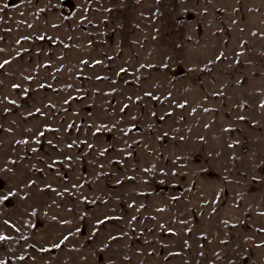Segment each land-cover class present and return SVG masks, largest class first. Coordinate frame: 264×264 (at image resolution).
Returning <instances> with one entry per match:
<instances>
[{
	"label": "rangeland",
	"instance_id": "1",
	"mask_svg": "<svg viewBox=\"0 0 264 264\" xmlns=\"http://www.w3.org/2000/svg\"><path fill=\"white\" fill-rule=\"evenodd\" d=\"M264 0H0V264H264Z\"/></svg>",
	"mask_w": 264,
	"mask_h": 264
},
{
	"label": "crops",
	"instance_id": "2",
	"mask_svg": "<svg viewBox=\"0 0 264 264\" xmlns=\"http://www.w3.org/2000/svg\"><path fill=\"white\" fill-rule=\"evenodd\" d=\"M263 6H264V4H263ZM263 9H264V7H263ZM263 16H264V14H263ZM263 134H264V130H263ZM263 149H264V146H263Z\"/></svg>",
	"mask_w": 264,
	"mask_h": 264
}]
</instances>
